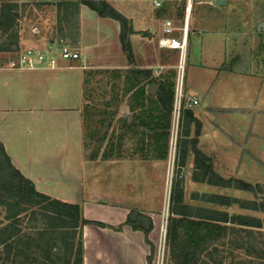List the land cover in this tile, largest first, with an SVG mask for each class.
<instances>
[{"label":"crops","instance_id":"obj_1","mask_svg":"<svg viewBox=\"0 0 264 264\" xmlns=\"http://www.w3.org/2000/svg\"><path fill=\"white\" fill-rule=\"evenodd\" d=\"M104 1L131 22L133 34L129 36V42L134 66H129L120 46L119 23L79 5V60L70 61L58 55L54 70L0 67V143L12 166L38 193L62 203L78 205L83 219L105 225L86 224L79 230L83 264H148L150 245H155L158 240L163 206L162 194L152 191V176L153 171L162 166L161 178L166 180V160L162 157L154 160H87L83 148L86 103L83 75L89 67L98 69V74L110 69L148 70L154 81L147 80L141 86L147 84V90L155 85L156 94L157 83H164L170 74L172 78L175 76L178 51L158 47L162 23L168 17L160 14V9H154L149 0H145L149 6L137 8L113 5V2L122 4L134 0ZM190 37L189 34L188 64L183 73L184 93L198 98L201 105L192 112L194 121L191 123L196 128L183 136L184 140L192 137L194 140L190 144L187 141L181 143L185 145L186 155L180 167L185 172V180L197 194L194 201L200 200L202 194L228 197L230 194L226 189L229 188L219 186L215 177L223 180L244 177L247 180L244 182L250 185L259 184L263 179L257 172L248 171L250 166L246 176L241 172L242 168L232 174L229 170L232 154L228 146L229 135L218 130V123L207 115L213 110L211 96L217 80L221 75L234 74L236 77L238 56L231 48L227 49L226 44L215 53L216 46L210 35L193 36L191 40ZM39 41L34 39L28 43L27 39H22L19 46L40 48L43 41L36 44ZM195 150L203 156L201 160L209 170L205 171L202 162L195 160ZM239 160L246 165V157H239ZM132 213L144 216L152 223L147 236L149 243L141 230L123 225ZM120 225L121 229H117Z\"/></svg>","mask_w":264,"mask_h":264},{"label":"rangeland","instance_id":"obj_2","mask_svg":"<svg viewBox=\"0 0 264 264\" xmlns=\"http://www.w3.org/2000/svg\"><path fill=\"white\" fill-rule=\"evenodd\" d=\"M54 1V3L39 1L21 3L18 0H0V5L9 2H17L20 5L16 12H11V15H16L13 24L9 27L0 26V67H11V61L16 58V50L23 49L19 46L22 39H27L28 43L39 39L36 44L39 45L43 41L42 46H44L49 40L58 38L78 48L71 38L63 37L61 34L60 27L62 29L64 27L63 33L69 28L59 22L55 3L64 0ZM113 5L118 8L130 7V5L137 8L147 6L148 3L145 0H134L132 3L126 1L122 4L113 2ZM158 12L173 19L176 26H179L183 17V7L177 3ZM189 34L190 40L193 36L210 35L216 46L215 53L220 52L224 48L223 44H226L227 49L231 48L232 53L238 56L236 77L234 74L221 75L217 80L215 92L211 96L210 106L213 110L207 115L218 123V130L225 131L229 135L231 141L228 146L232 152L229 158V170L233 172L232 174L235 175L236 171L242 168L241 172H245L242 176H246L250 166L251 169L248 171L254 174L257 172L263 179L261 183L252 185L254 191L239 190L233 185L228 187L226 191L230 194L227 197L230 200L229 205L209 203L207 200H210V197L204 194L200 196V200L194 201L197 194L189 185V181L185 180V172L180 167L181 161L178 155L181 143L187 141L190 144L194 140L193 137L185 140L183 138L186 131L189 133L190 129L196 128L194 124L190 123L187 128L185 121L183 123L181 117L177 120V115L172 112L169 136L165 138L163 134L166 133L167 119L163 116L164 112L159 104L152 98L154 95L146 90L147 84L142 87L144 93L141 88L134 90L132 88L134 77L126 69L103 70V74H98L96 72L98 69L89 67L83 75L86 102L83 148L87 160L108 158L118 161L134 158L154 160L160 157L166 160V180L161 178L162 166L158 167L156 174L153 171L152 176V191L155 194H162L163 206L158 240L152 245L153 249L150 253L151 264H173L167 231L170 192L176 181L183 189V204L191 207L194 213L205 209L201 207H210L214 209L212 211H223L229 216L253 217L261 222L264 221V213L259 209L251 208L253 203H257V206L264 203V2H231L222 8L196 5L189 18ZM174 36L180 37V33ZM179 61V53L176 52L175 76L172 78L170 74L169 79L164 82L174 83V91L177 83L183 81L182 74L178 70ZM187 62L186 52L184 67L187 66ZM182 91L184 93V84ZM200 105L199 101L198 106L190 111L193 112ZM172 141L173 143L176 141V149L171 148ZM215 151L217 152V149ZM217 154L216 159H218ZM239 157L240 159L246 157L244 161L246 165L241 163ZM5 178L8 180V175L7 177L5 175ZM229 180L234 182L245 179L231 177ZM4 187L5 184L0 179V239L11 230L7 228L10 221L6 220V206L2 204L9 198ZM37 211V208L29 209L21 215L19 222L14 224V227L20 230L14 245L26 250L28 243L32 247L27 251L30 256L32 254L37 256L34 239H37L38 230L45 223ZM148 224L143 225L148 226ZM232 227L233 229L229 230L224 238L221 236L212 242L208 254L200 255L198 264H264V228L240 229L237 225ZM78 242L79 237L76 235L75 243ZM63 244L61 241L51 244L55 248V253H61L60 261L68 256ZM15 251L9 254L7 260V253L0 246V264H31L30 256L28 261L25 257L15 256Z\"/></svg>","mask_w":264,"mask_h":264},{"label":"trees","instance_id":"obj_3","mask_svg":"<svg viewBox=\"0 0 264 264\" xmlns=\"http://www.w3.org/2000/svg\"><path fill=\"white\" fill-rule=\"evenodd\" d=\"M85 5L100 17L114 19L119 23L120 33L119 42L120 46L126 56L129 66H134V57L129 42V36L133 34L131 22L122 14L116 11L104 0H64L55 3L57 7V16L60 23L66 24L69 28L63 37L71 38L73 44L78 43V7ZM0 26H11L16 15H11V12L17 11L20 5L17 2L2 3L0 5ZM62 9V14H61ZM13 44V43H11ZM18 48V47H17ZM134 77L133 89H140L144 93L142 84L151 79V72L148 70L129 69ZM158 88L154 97L160 108L164 112L163 116L166 121V133L163 134L165 138L169 136L170 118L173 110L174 102V84L173 83H157ZM135 89V90H136ZM151 98V97H149ZM85 113L83 115V124L85 121ZM181 121L188 128L189 124L194 121L193 113L190 110H183ZM196 126L199 122L196 121ZM188 131H186V134ZM179 160L181 165L185 159V145L179 146ZM0 179L4 182L3 188L7 192L9 198L3 201L2 204L6 206L7 215L6 220L10 221L7 228H11L4 238L0 239V246H2L7 253L8 260L9 254L16 250L15 256L25 257L29 261V253L32 247L27 243V249L21 250L17 247L16 238L20 235V230L14 227V224L19 222L21 215L31 208H37V213L41 220L44 221V226L38 230L37 239L35 240L34 248L36 249L35 256L32 254L31 264H83V245L81 241V234L79 230L86 224H95L99 227H105L103 223L92 222L83 219L81 215V208L78 205L66 204L55 199H51L43 194L38 193L33 184L24 178L18 170H16L3 149L0 143ZM203 156L195 150V160L199 163L202 162ZM201 161V162H200ZM201 167L207 171L209 168L202 162ZM5 175L8 180H6ZM217 184L222 187H230L233 185L236 189L254 191L252 185L237 180H223L218 177ZM234 183V184H232ZM183 189L179 182L176 181L170 192L169 199V218H168V231L167 237L169 241V248L173 264H198L201 254H208L211 251L212 242L219 237H225L229 230H232V225L242 228H264V221L259 219L245 216H229L226 212L212 211L208 209H200L194 213L188 205L183 204ZM210 202L229 205L230 200L227 197L210 196ZM257 204V203H256ZM255 203L252 209L260 210L264 213V203L257 206ZM35 211L33 212V214ZM141 216V215H138ZM144 217V216H143ZM150 221V220H149ZM232 224V225H230ZM123 225H129L134 230H141L147 243H149L147 236L152 229V223L149 222L148 226L143 225L137 220H131L130 216ZM122 225L117 229H121ZM76 235L79 237V242L75 243ZM47 237V239H45ZM58 241L63 242L65 249L68 251V256L60 261V254L55 253V248L51 246L52 243ZM151 251H152V245ZM252 250V249H251ZM148 264H151V255L147 258Z\"/></svg>","mask_w":264,"mask_h":264},{"label":"built area","instance_id":"obj_4","mask_svg":"<svg viewBox=\"0 0 264 264\" xmlns=\"http://www.w3.org/2000/svg\"><path fill=\"white\" fill-rule=\"evenodd\" d=\"M154 9H163L174 3L181 4L183 7V17L176 26L175 21L171 18H166L162 23V35L157 40V45L161 49L177 50L180 61L178 70L182 74L184 72V61L187 52V41L189 37V18L193 7L207 6L209 8H222L228 3H253L254 1L264 0H149ZM223 3V4H222ZM36 32L35 30H33ZM179 32L180 37H175L174 33ZM64 59L74 61L80 59L79 49L68 44L62 39L54 38L46 42L40 48L18 49L16 50V58L11 61V68L24 70H54L57 67V56ZM183 81H179L175 87L174 102L172 112L177 115V120L182 118L183 110H191L198 106L199 100L194 96L186 95L182 91ZM171 148L176 149V141L170 144ZM173 164V163H172ZM163 230V229H162ZM165 231V230H164Z\"/></svg>","mask_w":264,"mask_h":264},{"label":"water","instance_id":"obj_5","mask_svg":"<svg viewBox=\"0 0 264 264\" xmlns=\"http://www.w3.org/2000/svg\"><path fill=\"white\" fill-rule=\"evenodd\" d=\"M223 4V3H222ZM148 92H149V94H151V95H155V85H151L150 87H149V89H148ZM130 218H131V220H137V221H139V222H141V223H149L150 221H149V219L148 218H146V217H143V216H138V214H136V213H132L131 215H130Z\"/></svg>","mask_w":264,"mask_h":264}]
</instances>
